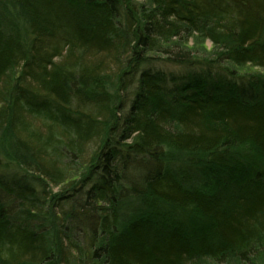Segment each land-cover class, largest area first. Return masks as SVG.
I'll return each mask as SVG.
<instances>
[{"label":"trees","instance_id":"16d2710c","mask_svg":"<svg viewBox=\"0 0 264 264\" xmlns=\"http://www.w3.org/2000/svg\"><path fill=\"white\" fill-rule=\"evenodd\" d=\"M201 262L264 264V0H0V264Z\"/></svg>","mask_w":264,"mask_h":264},{"label":"rangeland","instance_id":"374dc122","mask_svg":"<svg viewBox=\"0 0 264 264\" xmlns=\"http://www.w3.org/2000/svg\"><path fill=\"white\" fill-rule=\"evenodd\" d=\"M206 46H207V48L209 49L211 45H210V43H206ZM199 264H208V262H205V263L201 262V263H199Z\"/></svg>","mask_w":264,"mask_h":264}]
</instances>
